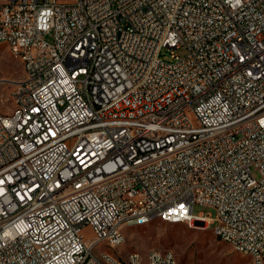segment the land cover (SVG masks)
Listing matches in <instances>:
<instances>
[{"label": "built area", "instance_id": "1", "mask_svg": "<svg viewBox=\"0 0 264 264\" xmlns=\"http://www.w3.org/2000/svg\"><path fill=\"white\" fill-rule=\"evenodd\" d=\"M0 40V264H116L127 214L264 264V0H0Z\"/></svg>", "mask_w": 264, "mask_h": 264}, {"label": "rangeland", "instance_id": "2", "mask_svg": "<svg viewBox=\"0 0 264 264\" xmlns=\"http://www.w3.org/2000/svg\"><path fill=\"white\" fill-rule=\"evenodd\" d=\"M52 40V36L45 38ZM183 49L162 53L161 58L165 62H171L172 56L184 55ZM22 75V63L10 56L8 47L0 44V101L10 105L9 94L12 84L9 81L17 80ZM0 111L4 112V106L0 105ZM255 179H259V173L251 167ZM193 213L195 215L204 213L214 215L212 208L196 205ZM126 240L117 252L121 257L127 253L136 251L145 255L149 250L158 249L170 252L178 264H251V259L245 254L235 252L228 244L216 238L210 227L198 226L189 228L184 223H167L160 220L144 226L126 227ZM85 239L93 235L89 227L82 230ZM104 250V246L97 247Z\"/></svg>", "mask_w": 264, "mask_h": 264}, {"label": "bare ground", "instance_id": "3", "mask_svg": "<svg viewBox=\"0 0 264 264\" xmlns=\"http://www.w3.org/2000/svg\"><path fill=\"white\" fill-rule=\"evenodd\" d=\"M0 44L6 45V40H0ZM10 56L14 59L19 60L22 63L23 66V57H19V54H14V44H7ZM0 113H4L1 112ZM154 220H160L163 222H166V215L164 214H155L152 216H149L147 218H141L140 222L138 224H134L131 222H135V214H127V222H120V229L124 230L126 227H137V226H144L146 224H149L153 222ZM169 223H178V216H169ZM186 224L189 228H194L191 225V222H182ZM212 231L214 232L216 238H218L220 241L226 243L221 235H219L218 229H214L213 227H210ZM104 246V243H97V247ZM150 252H154L159 255H167L168 251H160L158 249H152L149 250ZM149 251L142 255L139 252L132 251L127 253L124 257H121L119 255L118 261L116 264H131V257L134 256V262L135 264H149ZM250 257L252 261V254H245ZM169 257L172 258L173 264H178L175 260L174 256L169 252ZM88 258H95V251H88ZM253 264V263H251Z\"/></svg>", "mask_w": 264, "mask_h": 264}]
</instances>
